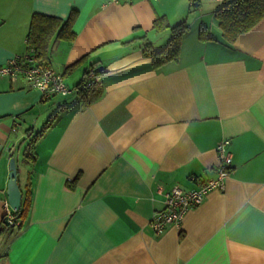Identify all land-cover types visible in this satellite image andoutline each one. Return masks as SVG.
I'll use <instances>...</instances> for the list:
<instances>
[{
  "label": "crops",
  "instance_id": "obj_1",
  "mask_svg": "<svg viewBox=\"0 0 264 264\" xmlns=\"http://www.w3.org/2000/svg\"><path fill=\"white\" fill-rule=\"evenodd\" d=\"M221 3L0 0V64L25 52L34 13L73 14L75 33L50 49L67 95L43 100L25 77L0 78V264H264V18L229 43ZM162 16L189 28L178 59L154 67L143 43L166 45L169 28L153 26ZM90 68L97 81L77 91ZM44 127L35 162L23 161L16 147ZM222 139L223 189L154 233L167 192L216 177ZM7 147L29 200L14 227L3 217Z\"/></svg>",
  "mask_w": 264,
  "mask_h": 264
},
{
  "label": "trees",
  "instance_id": "obj_2",
  "mask_svg": "<svg viewBox=\"0 0 264 264\" xmlns=\"http://www.w3.org/2000/svg\"><path fill=\"white\" fill-rule=\"evenodd\" d=\"M215 17L218 21L223 38L227 42L231 43L240 34L249 31L255 25H257L262 18H264V0H225L215 11ZM72 21L73 14H71L67 19L63 20L54 16L34 13L31 16L28 32L26 34L25 51H32L38 63L50 67L49 58L52 43L59 38L71 40L75 36V33L72 31ZM153 26L156 31L169 28L170 37L166 45L159 50H154L147 41L143 43V50L148 56L151 57L152 65L154 67H158L169 61H176L180 52L181 37L183 33L188 30V24L185 21H181L174 25H169L167 20L162 16L155 19ZM203 32L204 28H201L199 31V37L207 38L208 36L206 34L203 35ZM85 57L86 56L81 57V59L72 64L69 68L80 65L84 61ZM91 71L94 72L92 68L86 69L84 71L80 82L74 87L77 91L88 93L91 87H93L95 81L89 77ZM44 99L48 98H43V100ZM45 128L46 127L35 133H30L26 141L24 143L21 142L16 147L15 151H17V153L21 148V156L23 161L28 163L35 162V144L42 136ZM9 156L15 157L18 170L19 161L16 155L12 152V147H10ZM19 187L22 193V198L20 209L15 211L18 219L26 212L29 206L28 196L23 192L20 184ZM6 226L14 227L8 224H6Z\"/></svg>",
  "mask_w": 264,
  "mask_h": 264
},
{
  "label": "built area",
  "instance_id": "obj_3",
  "mask_svg": "<svg viewBox=\"0 0 264 264\" xmlns=\"http://www.w3.org/2000/svg\"><path fill=\"white\" fill-rule=\"evenodd\" d=\"M112 1L119 2L122 0ZM219 1L223 2L225 0ZM19 76L25 77L35 89L39 90L42 98L67 95L73 90L66 84L60 73L51 67L38 63L32 51L15 54L0 64V78H8L11 82H15ZM89 77L95 82L97 81V75L93 71L90 72ZM228 145L229 140L222 139L215 147L217 154L216 177L202 180L196 188L190 190L174 186L165 194L164 207L155 211L149 220L154 233L163 232L168 225L179 227L188 210L200 205L210 191L223 189L225 178L231 170V152ZM7 152L9 155L10 147H7ZM15 211L5 199L3 202V217L10 226L19 225Z\"/></svg>",
  "mask_w": 264,
  "mask_h": 264
},
{
  "label": "water",
  "instance_id": "obj_4",
  "mask_svg": "<svg viewBox=\"0 0 264 264\" xmlns=\"http://www.w3.org/2000/svg\"><path fill=\"white\" fill-rule=\"evenodd\" d=\"M97 71V70H96ZM9 179L7 182L6 195L9 206L13 210L20 209L22 193L17 181L18 170L16 165L15 157L9 156ZM7 224L6 221H4Z\"/></svg>",
  "mask_w": 264,
  "mask_h": 264
}]
</instances>
